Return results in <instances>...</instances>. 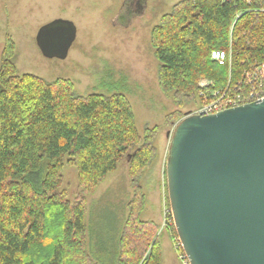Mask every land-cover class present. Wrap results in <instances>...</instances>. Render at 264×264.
Returning <instances> with one entry per match:
<instances>
[{
  "label": "trees",
  "instance_id": "16d2710c",
  "mask_svg": "<svg viewBox=\"0 0 264 264\" xmlns=\"http://www.w3.org/2000/svg\"><path fill=\"white\" fill-rule=\"evenodd\" d=\"M244 2L181 0L151 32L162 90L180 106L242 80L264 60V11ZM231 48V64L212 59ZM0 62V264H99L89 252L87 195L129 160L133 197L117 264H162L160 226L143 220L142 177L160 126L141 134L125 94H81L71 79L18 74L11 37ZM201 80L209 82L201 85ZM174 112L168 119H180ZM47 160V161H46ZM66 165L80 191L63 188ZM166 173V172H165ZM167 187V179H166ZM166 201L170 207L168 189ZM172 237L177 230L170 225Z\"/></svg>",
  "mask_w": 264,
  "mask_h": 264
},
{
  "label": "rangeland",
  "instance_id": "374dc122",
  "mask_svg": "<svg viewBox=\"0 0 264 264\" xmlns=\"http://www.w3.org/2000/svg\"><path fill=\"white\" fill-rule=\"evenodd\" d=\"M179 1L0 0V62L11 37L15 43L12 61L18 74L31 73L48 80L71 79L81 94H125L141 134L147 127H161L156 140L157 156L141 181L147 196L141 213L144 220L158 221L161 204L168 206L165 172L170 138L175 125L202 103V99H197L180 106L173 93L162 90L158 79L159 61L151 44V32ZM56 18L69 19L77 27V38L65 59L45 57L36 41L41 26ZM177 111L184 116L168 119ZM128 164L127 158L121 161L96 192L87 195L88 247L99 264H117L128 202L133 195ZM63 175V188L74 200L80 191L78 171L66 165ZM161 240L162 264H184L183 246L166 228Z\"/></svg>",
  "mask_w": 264,
  "mask_h": 264
},
{
  "label": "water",
  "instance_id": "95a60500",
  "mask_svg": "<svg viewBox=\"0 0 264 264\" xmlns=\"http://www.w3.org/2000/svg\"><path fill=\"white\" fill-rule=\"evenodd\" d=\"M77 38L69 19L39 29L47 58ZM168 197L191 264H264V99L201 116L187 113L170 138Z\"/></svg>",
  "mask_w": 264,
  "mask_h": 264
},
{
  "label": "built area",
  "instance_id": "2783aa9c",
  "mask_svg": "<svg viewBox=\"0 0 264 264\" xmlns=\"http://www.w3.org/2000/svg\"><path fill=\"white\" fill-rule=\"evenodd\" d=\"M224 2H232L234 0H223ZM238 2H244L248 5L255 6L256 10L264 11V0H235ZM212 59L223 65L226 62L231 64V48L228 53L225 50H214L211 53ZM209 82H201L202 86H207ZM202 103L200 107L191 114H199L201 116L214 114L219 111L240 106L243 104L260 101L264 99V60L262 62L256 61L253 70L247 72L244 78L234 84L230 82L225 88L212 92L211 96L202 91L201 92ZM165 223L168 225H174L175 221L171 207L166 206L164 208ZM179 246L181 247V241L179 236L176 237ZM184 264H191L185 252L182 254Z\"/></svg>",
  "mask_w": 264,
  "mask_h": 264
},
{
  "label": "crops",
  "instance_id": "0c3cea01",
  "mask_svg": "<svg viewBox=\"0 0 264 264\" xmlns=\"http://www.w3.org/2000/svg\"><path fill=\"white\" fill-rule=\"evenodd\" d=\"M128 176H129V170H128ZM129 183H130V187H131L130 177H129ZM131 189H132V187H131ZM132 191H133V189H132ZM133 194H134V192H133ZM132 197H133V195H132ZM132 197H131V199H132ZM131 199H130V201H131ZM129 202H128V204H129ZM146 202H147V196H146ZM166 203H167V201H166ZM161 207H162V209H160L161 210V214L159 217L160 219L158 221L153 220V219L152 220L155 221L160 226L159 234H161L162 231L166 228L170 232V235L172 236V231L170 230V225L165 223L164 208L166 207V204L165 203H163V205L161 204ZM128 214H129V211H128ZM127 217H128V215H127ZM127 217H126V219H127ZM125 222H126V220H125ZM124 225H125V223H124ZM162 246H163V244H162ZM163 255H164V251H163Z\"/></svg>",
  "mask_w": 264,
  "mask_h": 264
}]
</instances>
